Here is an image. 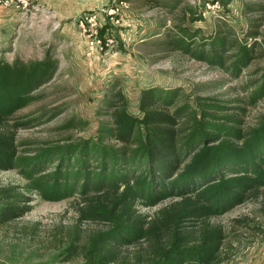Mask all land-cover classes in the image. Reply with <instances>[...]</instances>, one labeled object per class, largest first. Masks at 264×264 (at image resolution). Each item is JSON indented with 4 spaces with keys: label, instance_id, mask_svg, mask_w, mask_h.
I'll return each instance as SVG.
<instances>
[{
    "label": "trees",
    "instance_id": "16d2710c",
    "mask_svg": "<svg viewBox=\"0 0 264 264\" xmlns=\"http://www.w3.org/2000/svg\"><path fill=\"white\" fill-rule=\"evenodd\" d=\"M176 27L161 45L235 79L264 55L256 42L242 45L231 31L197 42L200 30L194 37ZM55 71L46 62L30 66L28 74L0 64V171L20 169L46 200L77 195L79 222L107 223L109 229L86 244L72 241L69 258L83 257L85 264H221L226 232L213 220L264 189V114L252 124L245 120L264 100V74L250 75L244 99L233 105L204 102L199 110L179 106L180 90L153 87L142 90L134 115L117 91L97 139L21 156L10 119ZM30 202L15 186L1 188L0 228L29 213ZM153 208V214L141 211ZM126 247L136 250L126 256Z\"/></svg>",
    "mask_w": 264,
    "mask_h": 264
},
{
    "label": "rangeland",
    "instance_id": "374dc122",
    "mask_svg": "<svg viewBox=\"0 0 264 264\" xmlns=\"http://www.w3.org/2000/svg\"><path fill=\"white\" fill-rule=\"evenodd\" d=\"M84 3H92L95 11L70 21L78 25L82 42L57 37L64 24L58 26L57 17L37 15L33 0L25 11L0 3V64L25 74L30 66L40 63L56 66L50 81L31 90V104L10 119V124L16 125L21 156H38L43 150L97 139L101 124L107 121L103 112L117 91L124 93L134 115H139L142 90L153 87L180 90L184 103L179 106L199 110L204 102L233 105L244 99L247 93L242 87L250 75L264 74V55L235 79L220 68L160 43L169 41V31H176L181 24L190 36L195 37L200 30L197 42L231 31L242 45L256 42L258 53L264 54V0ZM95 13L99 34L113 38L114 48L89 47L80 23ZM255 32L258 35L252 37ZM261 114L264 100L249 109L246 123H254ZM8 186L29 197L31 211L0 228V264H85L83 257L69 258V244L77 238L86 244L109 229L105 222H79L81 202L77 195L59 201L41 197L20 169L0 171V189ZM155 210L141 209L148 214ZM213 222L226 232L221 264H264V189ZM135 250L126 247L122 252L130 256Z\"/></svg>",
    "mask_w": 264,
    "mask_h": 264
},
{
    "label": "crops",
    "instance_id": "0c3cea01",
    "mask_svg": "<svg viewBox=\"0 0 264 264\" xmlns=\"http://www.w3.org/2000/svg\"><path fill=\"white\" fill-rule=\"evenodd\" d=\"M83 1H97V0H33L36 14L39 16H52L58 18V26L61 23L64 25L56 33L57 37L67 40L71 39L82 42L83 34L78 31V25L75 22H70L74 18H79L86 12H94L95 7L92 3H84ZM95 13L94 15H96ZM97 18V15L95 16ZM65 20V21H64ZM69 25V26H68ZM57 26V27H58Z\"/></svg>",
    "mask_w": 264,
    "mask_h": 264
},
{
    "label": "built area",
    "instance_id": "2783aa9c",
    "mask_svg": "<svg viewBox=\"0 0 264 264\" xmlns=\"http://www.w3.org/2000/svg\"><path fill=\"white\" fill-rule=\"evenodd\" d=\"M5 7L13 8L17 11L29 10L31 0H0ZM95 16H85L81 21V29L88 39V45L91 48L103 49L104 47L112 49L116 46L113 38L102 37L97 30Z\"/></svg>",
    "mask_w": 264,
    "mask_h": 264
}]
</instances>
